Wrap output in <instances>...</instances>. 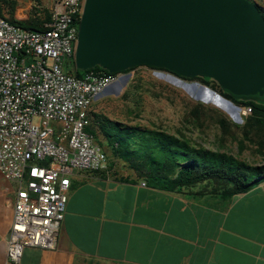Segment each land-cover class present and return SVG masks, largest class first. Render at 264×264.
I'll return each mask as SVG.
<instances>
[{"label": "built area", "instance_id": "built-area-1", "mask_svg": "<svg viewBox=\"0 0 264 264\" xmlns=\"http://www.w3.org/2000/svg\"><path fill=\"white\" fill-rule=\"evenodd\" d=\"M85 0H52L43 30L0 15V173L17 185L7 256L54 249L71 176L107 168V154L87 132L97 97L120 74L68 70L75 60Z\"/></svg>", "mask_w": 264, "mask_h": 264}, {"label": "crops", "instance_id": "crops-1", "mask_svg": "<svg viewBox=\"0 0 264 264\" xmlns=\"http://www.w3.org/2000/svg\"><path fill=\"white\" fill-rule=\"evenodd\" d=\"M118 166L75 171L55 248H25L19 264H264V183L222 199L205 183L160 190ZM16 191L0 173V264H12Z\"/></svg>", "mask_w": 264, "mask_h": 264}, {"label": "water", "instance_id": "water-1", "mask_svg": "<svg viewBox=\"0 0 264 264\" xmlns=\"http://www.w3.org/2000/svg\"><path fill=\"white\" fill-rule=\"evenodd\" d=\"M75 65L164 69L263 96L264 17L250 0H85Z\"/></svg>", "mask_w": 264, "mask_h": 264}, {"label": "rangeland", "instance_id": "rangeland-1", "mask_svg": "<svg viewBox=\"0 0 264 264\" xmlns=\"http://www.w3.org/2000/svg\"><path fill=\"white\" fill-rule=\"evenodd\" d=\"M51 6L52 0H0V14L19 22H36L38 18L46 17ZM75 66V60L70 61L68 70H74ZM159 73L171 74L145 66L120 74L118 81L97 97L92 111L112 122L162 130L196 147L231 154L253 167L264 166V132L251 129L248 138L245 137V131L249 130L245 126L251 117L248 108L231 103L235 110L232 119L219 105L199 100L201 88L219 94L217 87H208L197 79L179 78L186 84V90L161 78ZM222 120L228 125L223 126ZM109 131L113 133L115 129ZM98 133L99 140L105 143L101 130ZM111 160L107 156V164ZM118 164L126 170L123 162ZM205 184L206 192L211 194V184Z\"/></svg>", "mask_w": 264, "mask_h": 264}, {"label": "trees", "instance_id": "trees-1", "mask_svg": "<svg viewBox=\"0 0 264 264\" xmlns=\"http://www.w3.org/2000/svg\"><path fill=\"white\" fill-rule=\"evenodd\" d=\"M250 1L258 6L264 17V0ZM3 17L11 24L26 29L43 30L44 23L50 20V12L46 13L44 19L38 18L36 22H19ZM90 72L110 74L100 67L88 71H80L76 66L74 68V74L78 78H83ZM195 79L208 87H217L223 98L239 108L249 109L251 117L245 126L249 129L245 131V137L248 138L251 129L257 128L264 132V95L235 96L221 89L210 79ZM221 124L228 125L225 120H222ZM110 128L115 129V132H110ZM86 130L94 136L107 156L113 159L107 164L106 169L95 173H108L107 171L114 170L119 162H123L129 169L139 173L151 187L174 192L208 182L212 187L211 194L218 195L222 199L246 193L264 183V166L253 167L231 154L196 147L189 141L169 135L162 130H148L139 126L112 122L97 116L93 111L90 112V125ZM98 130H101L105 143L99 140Z\"/></svg>", "mask_w": 264, "mask_h": 264}, {"label": "bare ground", "instance_id": "bare-ground-1", "mask_svg": "<svg viewBox=\"0 0 264 264\" xmlns=\"http://www.w3.org/2000/svg\"><path fill=\"white\" fill-rule=\"evenodd\" d=\"M158 76H160L161 78L166 79L168 82L176 85V86H180V87H185V89L187 90V86L185 83L182 82V80H180L179 78L171 75V74H164V73H159ZM199 86V85H198ZM182 87V88H183ZM198 88V87H197ZM201 93L199 94V100L203 101V102H210L213 103L215 105H219L224 112L233 119L234 117V112L235 110L233 109L232 104L226 100L225 98H223L222 96H220L218 93L215 94L213 91L211 92V90L208 88H201Z\"/></svg>", "mask_w": 264, "mask_h": 264}, {"label": "flooded vegetation", "instance_id": "flooded-vegetation-1", "mask_svg": "<svg viewBox=\"0 0 264 264\" xmlns=\"http://www.w3.org/2000/svg\"><path fill=\"white\" fill-rule=\"evenodd\" d=\"M164 71H166V70H164ZM166 72H168V71H166ZM172 75H174V74H172ZM174 76H176V75H174ZM177 78H180V79H183V80H190V79H186V78H182V77H178V76H176ZM195 79V78H194ZM204 87V86H203Z\"/></svg>", "mask_w": 264, "mask_h": 264}, {"label": "clouds", "instance_id": "clouds-1", "mask_svg": "<svg viewBox=\"0 0 264 264\" xmlns=\"http://www.w3.org/2000/svg\"><path fill=\"white\" fill-rule=\"evenodd\" d=\"M212 91V90H211ZM231 103V102H230Z\"/></svg>", "mask_w": 264, "mask_h": 264}]
</instances>
